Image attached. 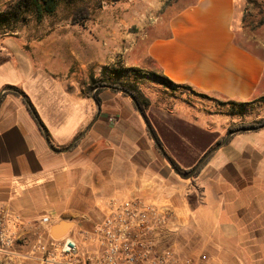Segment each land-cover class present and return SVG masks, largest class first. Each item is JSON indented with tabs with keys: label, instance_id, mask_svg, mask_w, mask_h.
<instances>
[{
	"label": "crops",
	"instance_id": "crops-1",
	"mask_svg": "<svg viewBox=\"0 0 264 264\" xmlns=\"http://www.w3.org/2000/svg\"><path fill=\"white\" fill-rule=\"evenodd\" d=\"M165 1L150 0L145 15L133 9L130 18L140 30L126 34L122 17L108 15L105 5L94 21L103 59L84 27L37 34L29 44L19 29L0 34V93L6 87L21 90L44 125L41 129L25 103L8 91L0 105V207L28 222L50 217L52 228L70 224L66 234L95 226L111 199L169 209L183 226L182 254L202 264H264V127L234 133L198 175L184 180L161 154L129 96L106 88L97 106L93 90L88 92L103 66L119 62L141 72L140 88L160 83L152 76L157 73L226 102L264 99V52L237 42V0H173L167 8ZM163 10L165 30L143 31L157 25L149 23ZM10 38L23 39L39 64L35 79L26 73L27 85L6 78ZM58 76L64 78L60 98L49 83ZM146 96L162 148L181 168H194L220 139L217 125L198 122L197 109L195 116L185 105L173 112ZM39 228H29L22 243L30 244Z\"/></svg>",
	"mask_w": 264,
	"mask_h": 264
},
{
	"label": "built area",
	"instance_id": "built-area-1",
	"mask_svg": "<svg viewBox=\"0 0 264 264\" xmlns=\"http://www.w3.org/2000/svg\"><path fill=\"white\" fill-rule=\"evenodd\" d=\"M54 221L44 216L28 222L0 207V264H202L182 254L183 226L169 209L111 199L95 226L59 238L51 234ZM34 226L40 228L25 245Z\"/></svg>",
	"mask_w": 264,
	"mask_h": 264
},
{
	"label": "rangeland",
	"instance_id": "rangeland-1",
	"mask_svg": "<svg viewBox=\"0 0 264 264\" xmlns=\"http://www.w3.org/2000/svg\"><path fill=\"white\" fill-rule=\"evenodd\" d=\"M112 0H78L73 4L61 3L57 9V12L53 16L44 18L41 22H37L35 18L29 19V21L19 27V31L27 34V44H29L37 34L50 35L54 32L71 31V30H84L88 33L91 31V40L94 42L98 49V56L103 59L102 52L103 47L101 40L98 41V24L94 21L96 17L100 16L103 12L102 9L105 5H108V15H117L123 20V32L136 33L140 29L130 18L133 9H139V12L146 14L147 5L150 0H118L117 2H111ZM121 2L118 9L110 7L116 3ZM166 8L172 4L173 0H166ZM237 15L235 23L236 40L242 46L248 47L257 52H264V0H237ZM102 3V7L98 8ZM6 4L0 5V10H4ZM89 9L90 14L86 19L75 18L80 14V10ZM163 10L157 15L152 16L151 24L153 20H156V26L143 28V31H155L165 30L167 25V19ZM80 16V15H79ZM158 17H162V20H158ZM85 33V34H86ZM0 34H3L0 32ZM86 43L89 42L85 35L80 36ZM96 40V41H94ZM23 39L10 38L5 42L9 44L10 49V62L8 64L9 74L6 75L8 79H15L22 85H27L30 80L35 79L38 73V62H36L33 52L30 51ZM74 50H78L76 47ZM71 50H67V54L71 56ZM25 67L27 68L25 70ZM33 72L32 78L27 76V72ZM37 78V77H36ZM30 79V80H29ZM50 88L52 94L62 97L61 84L64 80L62 76L50 77ZM142 91L145 95H149L155 100L154 105L160 108H164L170 111H176V106L185 105L188 109V115L195 116V109L198 110V122L202 121L204 124L217 125V132H219L220 139L225 138L228 134L236 132V130L228 133L229 128L232 126H238L241 124L253 123L264 119V99H258L251 104L243 108H238L232 105L230 102L218 100L209 96H202L200 93L193 92L191 89L184 87H178L176 90L166 88L160 83L146 82L142 86ZM17 91V89H16ZM15 92V91H14ZM192 107V108H191ZM216 114L210 118H203V116ZM202 116V117H201ZM212 119V120H211Z\"/></svg>",
	"mask_w": 264,
	"mask_h": 264
},
{
	"label": "trees",
	"instance_id": "trees-1",
	"mask_svg": "<svg viewBox=\"0 0 264 264\" xmlns=\"http://www.w3.org/2000/svg\"><path fill=\"white\" fill-rule=\"evenodd\" d=\"M78 0H12L6 3V8L4 10H0V32L2 33H12L15 32L19 27L22 25H25L29 19L32 17L35 18L37 22H41L44 18L48 16H53L59 7V5L63 2L66 4H73ZM118 0H112L111 2H117ZM102 7V3L99 4L98 8ZM80 16L78 15L75 18L76 20L79 19H86L88 18L90 14L89 9H82L79 12ZM133 77V79H130V77ZM153 78L157 79L162 85H164L166 88H171L172 90H176L178 87H184L185 86H178L168 78L161 76L157 73H153ZM142 77V74L139 70L132 69V68H126L123 65H121L119 62H116L112 65H106L102 67L101 70V76L98 79L91 78L90 84L88 88V92L91 90L96 89L95 92V99L100 102L99 93L106 89L110 88L115 92H122L124 96H133L135 99L134 106L137 109V106L140 108V110L144 113L148 125L150 129L152 130L156 140L157 144H159L161 147L164 148V145L162 141L160 140L156 130L152 126L150 120L147 116V110L151 106L150 99L145 95V93L142 91L140 86L137 84L138 80ZM17 91L13 92L15 96L20 98L25 105L28 108V111L31 113L37 124L41 129L44 128V125L42 124L35 108L33 105L29 102L28 99L24 98L22 95L25 96V94L16 88ZM10 92H6L2 95L0 105L5 98L6 95H8ZM232 105L243 108L248 105V103H236V102H230ZM138 110V109H137ZM264 127V119L248 123V124H241L238 126H232L229 128L228 133L236 130V132L243 131V129H260ZM150 132V131H149ZM223 138L219 139L216 144L221 142ZM156 144V145H157ZM215 144V145H216ZM213 148V147H212ZM210 159V158H209ZM209 159L203 164V166L200 168L198 175L201 171V169L208 163ZM173 163L177 167V169L180 172H190L192 168L190 169H183L181 168L173 159Z\"/></svg>",
	"mask_w": 264,
	"mask_h": 264
},
{
	"label": "water",
	"instance_id": "water-1",
	"mask_svg": "<svg viewBox=\"0 0 264 264\" xmlns=\"http://www.w3.org/2000/svg\"><path fill=\"white\" fill-rule=\"evenodd\" d=\"M8 91H16V89L14 87H6L4 88V90H2V92L0 93V101H1V97L2 95L5 93V92H8ZM121 92H124V91H121ZM95 89L92 91V98L94 99L95 103L97 106H99V103L98 101L95 99ZM24 98H26L24 95H22ZM129 97L131 98V100L135 103V99L133 96L129 95ZM137 109H138V112L140 113L141 117L143 118L144 122L146 123V126L148 127L149 131H150V134L153 138V140L156 142L157 144V140L152 132V130L150 129L149 125H148V122H147V119L144 115V113L140 110V108L137 106ZM92 126V123L88 126L87 129H89L90 127ZM248 130H256V128L254 129H243V131H248ZM234 133L236 132H233V133H230L228 134L221 142H219L218 144H216V146H214L211 150H209L201 159L200 161L198 162V164L190 171V172H180L177 167L175 166V164L173 163L172 159L170 158V156L166 153V151L159 145L157 144L161 154L163 155V157L165 158V160L168 162V164L171 166V168L176 172V174L181 178V179H184V180H189L191 178H193L195 176V174L200 170V168L203 166V164L212 156V154H214L217 150H219L227 141L228 139L230 138V136H232ZM45 135H46V141L48 144H50V140L45 132ZM79 139V138H77ZM70 224H66V223H61L59 225H56L52 228V236L55 237V238H59L63 235H65L67 233V230L70 228ZM59 228H65V232H60L58 229Z\"/></svg>",
	"mask_w": 264,
	"mask_h": 264
}]
</instances>
